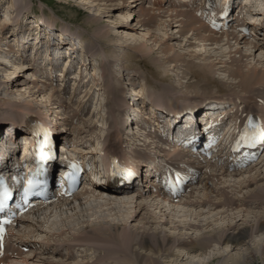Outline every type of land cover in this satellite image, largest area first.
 <instances>
[{
  "label": "bare ground",
  "instance_id": "6f19581e",
  "mask_svg": "<svg viewBox=\"0 0 264 264\" xmlns=\"http://www.w3.org/2000/svg\"><path fill=\"white\" fill-rule=\"evenodd\" d=\"M12 1L14 4L10 7L9 5H11ZM69 1L71 2V0ZM74 1L90 11L87 12L88 20L86 21V29L97 27L98 23L101 22L99 18L101 16L100 13L96 14L99 11L101 12L100 6L108 7L106 13H117V22L124 23V25L121 26L123 29L114 30L113 26V28H111L114 30L112 35L111 32H94L95 30L92 29V31L94 30L92 36H94L95 41L93 40L88 47H85L83 45V40L85 39L84 35L78 36L75 33L72 34L69 30L70 28L56 30L58 27L55 21H47V19L44 18L45 15L43 11L39 16H25L21 14L23 12L20 9L22 5L19 0H0V16L4 14V18L2 17V23L0 24V42L2 43L4 40H7L3 39L7 37L10 41L11 39L16 41L14 44V46L16 45L14 55L18 57V62H14L12 65V71H7L8 73L4 72L5 75L1 73L3 72L1 71L2 67L5 68L6 66L10 68L11 65L5 63L8 59L3 58L2 55L5 51L0 43V53H2L0 57V87L2 85V88H5V86L9 87V82L12 83L9 92L12 99H0V103H2L1 105L9 106L12 110H15L9 117L0 121V129L5 125L9 126V124H11V127H19V131H16V133L13 129L9 130L12 137L15 138V140H13L15 142L14 147L12 145L7 146L10 148L11 146L13 148L18 147V140L25 138L27 135L24 132L26 130L24 124L29 120V116L32 115L40 117L47 124H52L55 134L63 127V136L61 138L70 142V139L67 138L71 131L67 130L70 121H68L67 117H64L65 113H62V110L65 112L68 103L64 96H67V94L75 96L76 92L80 91L79 95L81 99L77 104L78 110L75 109L77 111L74 113V118L77 121H82V127L78 129V131H80L82 135L87 134V136H90V140L82 142V146H85L89 141L90 144L82 147L84 148L82 151L77 149L78 154L75 153L73 155L80 158H83V156L90 157L89 160L93 163V172L92 174L90 173L93 182L89 181L90 185L87 190H83L84 192L79 193L77 199L75 198V200L78 201V205H86L83 207L77 206L65 212L63 210H57L56 208H58V206H55L57 210V214H54L55 216H58L60 213L66 215L64 218H60L57 221H51V225H58V228H49L45 226L44 222L47 220L46 212H44L45 214L43 215L41 214V219L35 222L34 225H31L28 221L27 223L22 221V225H24V227H22L23 232L17 237L14 236V242L9 246V249H12L15 256L12 255L11 257H7L4 263L112 264V261H118L121 262V264H141L142 260H144L142 256H144L146 259L143 261V264H158L155 257L167 258L174 253H185L183 255H190L189 258L192 264H202L205 259L210 260L212 258L211 252L216 250L217 253L225 255L224 260L219 261L220 264H251L253 252L260 255L264 252V184H257L258 182L264 181V158L261 159L259 164L257 161L254 166L247 167L249 168L247 170H238L235 172V169H232L234 173H231L232 171H230L227 157L225 155L224 159L223 157H218L215 164L208 165L211 169L207 172H203L205 177L202 179L200 186L196 188L195 186L191 187L190 192L182 199H179L180 203L178 204L166 200L164 198V192L158 188L154 179L146 176L137 181L135 179L136 184L128 189L110 187L103 184V176L106 170H102V167L106 165V159L109 155H119L122 143L128 145L127 149L132 145H137L138 148L140 146L144 150V152H142V150L135 147L136 150H130L128 157L121 158L123 160L146 157L145 152H147V149H152V152H147L151 155L150 158L153 162L156 159L160 161L161 156L159 153L162 151H160L154 143H156L158 136L164 134V132H158V130L155 129L158 118L160 117L158 113L160 114L161 110L153 108L151 112H149V116H144L142 118V113L147 109V104L145 102L143 103L142 100L144 96L143 90L134 86L132 90H129L130 92L128 91L129 93L127 94L129 95L125 98V92L112 82L118 75V73L116 74L118 70L112 67L115 65V60L110 58L104 62V58H101V56L108 53L111 55L112 50L115 48L111 43L114 41L113 39H117L114 42L118 44L117 48H121L122 50L129 48L134 49L138 52L137 55L135 54L136 58L139 59V63L143 65H146L143 57H154L153 54H157L159 59H150L152 62L150 66L154 68L159 67L158 70L160 72H162L161 69H163L164 73H167L168 70L169 72L171 71L170 74L173 73L176 76L175 70L179 69L181 65H184V61H187L188 63L184 66H186V69L187 67L189 70L193 69L191 73H188L192 78H194V73H196L200 76L198 81L205 79L210 83L213 81H211L208 71L214 74L213 70H215L221 77L218 79L217 84L221 86L225 93L227 92L229 94L203 93L195 90L194 88L197 87V85L195 86L193 84H184L185 86H181V89H184V94H186V96L188 94L191 95L195 100H203V98L206 97L203 101L210 100L211 98L215 100H221L222 98L223 100L225 96L229 95L232 96L234 102L233 104H228L229 106L227 107L233 109L235 106L238 109L242 106V104L238 102L244 100L246 103L244 110L249 113L253 112L255 109V103L252 104L251 101L254 100L255 102L258 98H264V89H261V87L264 86V40L261 41L258 39V41H256L257 43L246 44L245 42H241L244 38H241V40L239 38L238 41L235 36L229 38L228 34L221 36L220 39L217 40L216 37L214 38L215 35L212 32L210 33V31H206L207 35L206 33L201 34L199 29L202 30L203 26L200 24L201 26L196 27L198 28L196 29L194 27L195 23L191 20L188 21L189 12L176 11L173 17L169 16L166 19H171L170 22L174 24L186 23L185 29L182 30L183 34L185 35L188 32H192V36L194 35L195 39L194 41L188 40L185 42L182 41V38L181 40L176 36L178 32L172 31L173 28L168 20L164 23L162 21L156 26L158 34H154L152 31L149 32V25L156 22L157 14L148 10H141L140 14L137 15L139 20L133 23L138 13H135L133 9H136L140 4L139 1L143 0ZM255 1L256 0H243L246 4L247 13H252L254 16L258 15L260 16L259 18H264V7L261 2H259V6L263 7L261 11L254 12L248 10V8H255ZM123 12H126V15L123 16ZM115 13L114 15L111 14L109 17L115 16ZM238 13L240 14V11ZM249 19V23H253L257 26L256 21L252 22L254 17ZM106 21L110 23L108 19H106ZM263 21L264 19L261 23ZM10 24H12V27H9ZM7 27L10 29L6 33L4 30ZM142 27L147 29L141 30ZM174 27H179V25H175ZM260 27L261 25L259 24L256 30ZM49 28L52 30L50 31ZM5 35H7V37H4ZM230 39L234 41V45H241L233 52V57H231L232 51L226 52L227 48H221L222 45L220 48L214 49H209V47L206 48L204 45V43H208L206 45L215 47L219 46L220 40H226L227 42L224 43L223 46L228 44V47L231 48L232 45L229 43ZM10 41H5L4 44H9ZM127 41L132 42L133 47L126 45ZM96 42L97 44H95ZM149 42L152 48L146 47V43ZM103 43L104 45H102ZM243 44L244 46H242ZM83 46L86 48L84 53L82 50ZM102 46H105V48L100 53L98 49ZM42 47L45 51L49 52V57H47L46 54L43 55ZM191 47L194 48L192 51L189 49ZM243 47H246V51L242 50ZM242 52L252 53L245 54ZM28 54H30L29 57H32L31 62L34 67L36 66V68H39L42 75L50 78L48 86H46L44 82L40 83L39 81V85L34 82L38 79L40 80V78L29 73L31 66L24 67L25 64L21 63V61H23L21 56L27 57ZM236 55H239L238 59L235 58ZM249 55H254L255 59L253 62H255V64L245 62L246 60L243 62V59H247ZM223 57L227 58L224 59ZM89 58L91 60H96V58H98L97 61L104 62L100 70L96 68L97 66L93 64V61H89ZM120 60L122 59L120 58ZM52 61L60 63L61 67L63 66V70L59 73L61 74L59 76L60 78L57 80L54 79L55 77H53L51 73L52 70H55L50 67ZM28 62L30 63V61ZM241 62L242 64H240ZM74 63L77 69L72 74V79L68 81L69 93H67V89L65 90V88L67 86L66 79L68 78L67 75L69 72L66 68L72 67L74 69ZM112 68L115 70L114 72ZM91 69L92 72L89 73ZM126 69V67L121 68L122 73L118 71L122 77L129 74V72H125ZM222 72L226 74L227 77L223 76ZM20 73L27 75L24 78L26 82L16 79L17 75ZM155 74L156 72L152 73L151 76L158 82H163L166 81L167 78H170L168 73L167 75L165 74L166 76L159 75V77H155ZM135 76L136 75L129 76L130 78L128 79L135 78ZM98 77L102 79L100 83ZM148 80L149 79L146 77L143 78L145 85L147 83L152 87L157 86V84H153ZM54 82L59 84V87L62 86V92H59V90L53 86ZM19 87L21 90L18 89ZM166 88L168 89V85ZM234 88L240 89V91L244 93L243 96H237L232 92V90L235 91ZM181 89L178 91L183 93ZM4 93L6 94L8 92ZM100 97H104L102 101L106 106L107 114L110 119L108 133L103 130L105 119L101 118L100 106L97 104L99 103L98 98ZM194 99H185L186 104L183 106L185 107L188 103L195 102L192 101ZM111 100H114L116 104L112 103ZM223 102L225 103L224 100ZM109 103L110 105L108 106ZM125 103L127 104V108L123 109ZM151 106L154 107L153 105ZM210 109H212L213 112H211L212 110ZM87 110L91 112L90 120L91 118L92 120L101 118V121L99 120L98 123L96 121L94 122L95 124L97 123L98 126L95 127V124L92 123L93 121L91 122L88 119L85 121L83 120V118L87 116ZM127 111L129 112L127 117L128 120L126 123H122L123 115ZM215 111H217V109L213 107L206 110L201 109L197 112V117L199 120L205 118L213 119L215 117L213 116ZM224 119H226L225 116ZM133 120H135L134 130L132 125ZM231 120L230 118L227 119L229 123L225 124L226 126L224 128L213 131L212 134L222 133V136H220L221 140L218 144V146L221 147L220 151L222 154L224 151H228V143L230 144L233 130L231 127ZM139 125H141V127H154V134H144V131L140 130ZM123 126L126 127L122 135L120 132ZM173 126L175 127V124L169 127L166 126V131L170 132ZM97 127L100 132L99 134L96 133L98 131H93L97 129ZM127 127H129L128 131L132 130V134L126 132ZM173 129L175 130V128ZM67 133L69 135H67ZM56 139H58L57 135ZM99 141L104 143H99L101 144L99 145ZM167 145L170 146V144ZM78 147L77 145V148ZM262 153V157H264V151ZM175 154L179 153L173 149L169 152V155L165 157L168 158L170 155ZM217 165H220L221 168H217ZM116 181L118 182V180ZM111 182L113 183V181ZM252 186L253 188L251 189ZM66 203L67 202L64 201V203H61V206ZM84 213L85 215H83ZM69 220L74 221L71 222ZM66 221H68V225L64 224ZM169 221L170 228H165L164 226L167 225ZM74 222L76 225L81 226L76 230H73L71 227L70 229L65 228V225L73 226ZM180 230H182L181 233ZM19 231L20 229L15 232L16 235L19 234ZM163 231L170 233L174 231L177 234L173 233L171 235H166L164 233L162 238L160 234ZM66 233L70 234L68 238L65 236ZM35 236L40 238V242L32 240ZM255 244H258V248L255 249L256 251H249L253 249L252 246L254 247ZM9 249L8 251H10ZM195 250L202 251V254L194 253ZM231 251L237 252V255L234 254L235 256H233V254H230Z\"/></svg>",
  "mask_w": 264,
  "mask_h": 264
},
{
  "label": "rangeland",
  "instance_id": "374dc122",
  "mask_svg": "<svg viewBox=\"0 0 264 264\" xmlns=\"http://www.w3.org/2000/svg\"><path fill=\"white\" fill-rule=\"evenodd\" d=\"M20 1V3H21V5H22V7L20 8L21 9V11L23 12V13H21V14H24L25 16H39V15H41L42 14V11H43V13H44V18L45 19H47V21H49V20H52V21H55V23H56V26L58 27L57 29L59 30V29H61V28H70L69 30L71 31V33L72 34H77L78 36H80V35H84L85 36V39L83 40V45L85 46V47H88L89 46V44H91L92 43V41L94 40L95 41V39H94V36H92V34L94 33V32H99V31H107L108 33H110L111 32V35H112V33L114 32V30H117V29H123V28H121V26L122 25H124V23H118L117 21H118V19H117V17H118V14L117 13H115V16H113V17H109V16H111V14H112V12H110V13H106L107 12V10H108V7H106V6H100V10H101V12L99 11L98 13H96V14H99L100 13V20H101V22L100 23H98V25H97V27H92V28H89V29H86V21L88 20V13L87 12H90L89 11V9H86V8H84L82 5H80L78 2H75L74 0H71V2L69 1V0H19ZM128 1V0H127ZM144 1L145 0H143V1H139V5L136 7V9H133V11L136 13V12H138L137 14H136V17H135V20L133 21V23H135V22H137L139 19H138V17H137V15H139L140 14V11L141 10H148V11H150V12H152V13H154V14H157V20H156V22H154V23H152V24H150L149 25V29H148V31L149 32H154V34H158V31H156L157 30V25L160 23V22H162L163 21V23L166 21V20H168L169 22H170V20L169 19H166L167 17H169V16H171V17H173L174 15H175V13H173V12H164V11H161V10H159V11H156V10H152V9H150L149 7H147L146 5H144ZM256 3H259V2H261L262 4H264V0L262 1V0H256L255 1ZM14 4V2L12 1V3H11V5H9L10 7L12 6ZM13 8V7H12ZM19 11V10H18ZM27 13V14H25V13ZM92 12V11H91ZM114 13L112 14V15H114ZM12 15V14H11ZM124 15H126V12H123V16ZM2 17L4 18V14L3 15H1L0 16V24L2 23ZM11 17H13V16H11ZM162 17H163V19H162ZM96 18H98V17H96ZM106 19H108L109 20V22L110 23H108L107 21H106ZM161 20V21H160ZM189 20H191L192 22H194L195 24V28L196 27H200L201 25H199V23H197V21H196V19L195 18H193V16L191 15V14H189V18H188V21ZM171 23V22H170ZM165 25H166V23H165ZM175 25H179V27H174ZM185 25H186V23L184 22L183 24L182 23H179V24H174L173 22L171 23V27L173 28V30L172 31H176V32H178L177 33V35L176 36H178V38H182L181 40L182 41H188V40H190V41H194V39H195V37H194V35L192 36V32H188L187 34H183V32H182V30H184L185 29ZM113 26H114V30L113 29H111V28H113ZM9 27H12V24H10V26ZM9 27H7V28H5V30H4V32H6L7 33V31L10 29ZM7 29V30H6ZM91 29V30H90ZM92 29H94L93 31H92ZM142 29H144V30H146L147 28H144V27H142L141 28V30ZM196 29H198V28H196ZM203 29V28H202ZM113 30V31H112ZM200 30V32H201V34L202 33H206V32H203V30H201V29H199ZM147 32V31H146ZM102 33V32H101ZM5 34V33H4ZM182 34V35H181ZM197 34H199V33H197ZM206 35H207V33H206ZM206 35H204V36H206ZM183 36H184V38H183ZM4 37H7V35H5ZM111 38H114V37H111ZM197 38H199V37H197ZM3 39H7V40H4L2 43H1V46L2 47H4V51L5 52H3V55H2V53H0V57H1V55L3 56V58L4 59H8V60H6V62L5 63H7V64H9V65H11V67L10 68H7L6 66H5V68L4 67H2L1 68V71H3V72H1V73H4V72H7V71H12L13 70V68H12V65L14 64V62L16 63V62H18V57H16L14 54V49L16 50V45L14 46V44L16 43V41H13L12 39H11V41L8 39V37L7 38H3ZM114 40V41H113ZM112 41V45H114L115 46V50L113 49L112 50V52H111V55H110V53H108V54H106V55H102L101 56V58H104V62L105 61H107L108 59H110V58H112L113 60H115V65H113L112 67L113 68H116L118 71H120L121 73H122V71H121V68H123V67H126L127 69H126V73H128L129 72V74H126L125 76H123L122 77V75L121 74H119V72L118 71H116V74L118 73V75L116 76V78L115 79H113L112 80V82H114L115 84H116V86H118L119 87V89H121V90H123V92H125V98H126V96L127 95H129V94H127V93H129L130 91L129 90H132L133 88H134V86L135 87H139V88H141L142 90H143V103L145 102H151V100H153L154 102H156L157 100H159V102H162L164 99L165 100H167L166 98L167 97H170L172 100H176L178 103H180L181 101H182V98H184L185 96H186V94H184L185 92H183V88L181 89V86L182 85H186V84H193V85H197V87H195L194 89L195 90H197V91H201V92H207V93H211V94H214V93H220V94H222V93H225L223 90H222V88H221V86L220 85H218L217 84V81H218V79H220L221 77H220V74L216 71L215 72V70H213L214 72V74H212L211 72H209L208 71V75H209V77H210V79H211V81H213V82H210V83H208L205 79H201L200 81H198V79L200 78V76L198 75V74H196V73H194V78H192L191 76H190V74H188V73H191L192 72V70H189L188 69V67H187V69L185 68L186 66H184V65H186V63H188L187 61H184L183 63H184V65H179L180 66V68L179 69H176L175 70V73H176V76H175V74H170L171 73V71L169 72L168 70H167V73H168V75H169V77L170 78H167L166 79V81H163V82H158L154 77H152L151 76V74L152 73H154V72H156V74L154 75L155 77H159V75H162V76H166L167 75V73L165 72H163V69H161V71L162 72H160L158 69H159V67H156V68H154L153 66H150L151 64H152V62L150 61V59H155V60H158L159 58V56L156 54H153V56L154 57H151V56H146V57H143V59H144V61H145V63H146V65H143L142 63H139V59H137L136 58V55L138 54V52L137 51H135L134 49H132V48H129V49H125V50H122L121 48L119 49V48H117V46H118V44L117 43H114L115 42V40H117V39H113ZM5 41L6 42H8V41H10V43L8 44H4L5 43ZM227 41L225 40V41H223L222 43H220L219 44V46H210V45H206V44H208V43H204V45H205V47L206 48H208L209 47V49H214V48H220V46L222 45V47L221 48H223V49H225V47L227 48L226 50V52H229V51H232V54H231V57H233L234 56V51L236 50V49H238V47H240L241 45H239V46H236V45H234L233 44V42L234 41H231V39L229 40V43H230V45H232V47L231 48H229L228 47V44H226V45H224L223 46V44L224 43H226ZM105 43V42H104ZM104 43L102 44V45H104ZM2 44H4V45H2ZM95 44H97V42L95 43ZM242 44V43H241ZM126 45H130V47L133 45L132 44V42H130V41H127V44ZM7 46H11V47H7ZM83 46V48H82V50H83V53H84V51H85V47ZM99 46V45H98ZM97 46V47H98ZM242 46H244V45H242ZM133 47V46H132ZM146 47L147 48H152L151 47V44H150V42L149 43H146ZM105 48V46H102L100 49H98V52H102V50ZM191 51L194 49L193 47H191V48H189ZM222 49V50H223ZM246 49V47H243V49L242 50H245ZM7 50H8V52H7ZM23 50V49H22ZM122 51H124V52H122ZM219 51H221V50H219ZM218 51V52H219ZM246 51V50H245ZM252 51H254V50H252ZM11 52V53H10ZM82 52V51H81ZM225 52V53H226ZM113 53V54H112ZM116 53V54H115ZM216 53V52H215ZM242 53H245V54H249L250 52H242ZM252 53V52H251ZM250 53V54H251ZM136 54V55H135ZM83 55V54H82ZM108 55V56H107ZM114 55V56H113ZM12 56H14V57H12ZM84 56V55H83ZM111 56H113V57H111ZM238 56L239 55H236V59H238ZM91 58V57H90ZM89 58V61L91 60ZM117 59V61H116V59ZM120 58L122 59V60H120ZM224 59H226L227 57H223ZM15 59V60H14ZM97 59L98 58H96V60H91V61H93V64L95 65V66H97L96 68L98 69L99 68V70H100V67H102V65H103V63H102V61L100 62V61H97ZM255 59V57H254V55H249V57L247 58V59H243V62H244V60H246L245 62H250L251 64H255V62H253V60ZM14 60V61H13ZM29 60V59H28ZM184 60V59H183ZM182 60V61H183ZM256 61V60H255ZM23 62H26V61H21V63H23ZM26 63H29V62H26ZM229 63V62H228ZM240 64H242V62L240 63ZM26 65V64H25ZM24 65V67H27V66H31V67H34V65L32 66V65H30V64H28V65H26L25 66ZM93 65V66H94ZM60 66V68H61V65H60V63H58V65H57V67H59ZM147 66H149V67H147ZM178 66V67H179ZM36 67V66H35ZM56 67V68H57ZM177 67V68H178ZM113 68H112V70H113ZM120 68V69H119ZM58 69V73H60V71H59V68H57ZM5 70V71H4ZM115 70H113V72H114ZM23 72V71H22ZM90 72H92V69L89 71V73ZM159 72V73H158ZM196 72V71H195ZM8 73V72H7ZM26 73V72H25ZM29 73H30V71H29ZM28 73V74H29ZM223 73V72H222ZM166 74V75H165ZM4 75H5V73H4ZM32 75V74H31ZM132 75H136L135 76V78H131L130 80L128 79V78H130L129 76H132ZM193 75V74H192ZM25 76H27L26 74H24V73H20L19 75H17V77H16V79H19V81H23V82H26V80L24 79L25 78ZM175 76V77H174ZM223 76H226L227 77V75L226 74H224L223 73ZM100 77V76H99ZM98 77V78H99ZM144 77H146V78H148L149 80L148 81H150L151 83H155V84H157V86L156 87H152L151 85H149V84H147L146 83V85L144 84V82H143V78ZM4 79V78H3ZM1 80V79H0ZM96 80V79H95ZM129 80V81H128ZM222 80V79H221ZM226 80V79H225ZM224 80V81H225ZM39 81H40V83L41 82H43L41 79L39 80H36V81H34V82H36V83H38V85H39ZM100 81H102V79H100L99 78V83H100ZM11 82H9V87H6L5 86V88H2V86L0 87V99H2V100H5V99H12V96H11V94L9 93L10 92V90H11ZM90 84V83H89ZM144 84V85H143ZM160 84V85H159ZM164 86H163V85ZM133 85V86H132ZM168 85V89L166 88V86ZM184 85V86H185ZM34 87V86H33ZM67 87H69L68 86V82H67V86H66V88H65V90L67 89V93H69V88H67ZM143 87V88H142ZM144 87H146V88H144ZM165 88V89H159V88ZM171 87V88H170ZM8 88V89H7ZM34 88H36V87H34ZM58 90H59V92H62V86H58V87H56ZM18 89H20V87L18 88ZM17 89V90H18ZM144 89H145V91H144ZM174 89V90H173ZM179 89H181V91L183 92V93H181L180 91H178ZM21 90V89H20ZM234 90L235 91H233L232 90V92H234L236 95H241L243 92H241L240 91V89H238V88H234ZM129 91V92H128ZM147 91V92H146ZM192 92H194L193 90H191ZM4 92H8V93H4ZM103 92V91H102ZM147 93V94H146ZM225 94H229V93H225ZM244 94V93H243ZM6 95V96H5ZM246 95V94H245ZM7 97V98H5V97ZM67 96H69V98H72V97H74V96H71L70 94H67ZM67 96L65 95L64 97H65V99H67ZM71 96V97H70ZM149 96V97H148ZM186 97H190V98H193L191 95H187ZM103 98L104 97H100V98H98V102L99 103H97L98 104V106H100L99 108H100V111H101V118H103V119H105L104 120V123H103V125H104V127H103V130L104 131H106L107 133H108V128H109V122H110V119H109V117H108V114H107V109H106V106H105V104H104V102L102 101L103 100ZM151 98V99H150ZM146 99V100H145ZM194 99V98H193ZM204 99H206V97H204L203 98V100ZM1 100V101H2ZM183 100H185V99H183ZM195 100V99H194ZM67 102H69V101H71L70 99L69 100H66ZM101 102V103H100ZM111 102L112 103H115L116 104V102L114 101V100H111ZM36 103V102H35ZM2 103H0V121L2 120V119H4V118H7V117H9V115H11V113L14 111L15 112V110H12L9 106H4V105H1ZM78 102L74 105V103H68L67 105H66V108H65V110L67 109V110H70V109H73L74 110V113L78 110L77 108H78ZM70 107H69V106ZM80 105H82V104H80ZM110 105V103L108 104V106ZM15 107V106H14ZM36 107V106H35ZM75 107V108H74ZM126 109L127 108V104L125 103V105L123 106V109ZM10 109H11V111H10ZM75 109H77V110H75ZM210 110H212V109H210ZM72 111V110H71ZM211 112H213V110L211 111ZM71 114V113H70ZM87 115V114H86ZM115 115H117V114H115ZM54 116V115H53ZM75 116V115H74ZM74 116L71 118V120H70V124H71V121H72V119L74 118ZM90 116V115H89ZM101 118H99V119H93L92 120V118H91V120L88 118V116H85L84 118H83V120L85 121V120H90L93 124H95L94 122L96 121L97 123H98V121L100 120L101 121ZM81 123H82V121H78V124H79V126L74 130L73 128V130L74 131H70V133H73V134H76V133H80V131H78V129H80L82 126H81ZM97 123L95 124V127L96 126H98L97 125ZM144 124V123H143ZM70 126V125H69ZM226 126V125H225ZM224 126V127H225ZM62 129H63V127H61ZM107 128V129H106ZM10 130V129H9ZM64 130V129H63ZM140 130H142L141 128H140ZM144 130V129H143ZM142 130V131H143ZM66 131V130H65ZM93 131H98V132H96V133H100L99 132V129H98V127H97V129H95V130H93ZM144 132H145V130H144ZM223 132V131H222ZM67 135H69L68 133H67ZM82 135V134H81ZM84 135V138H82V140L85 142V140H90V136L88 135L87 136V134H83ZM86 135V136H85ZM122 135H123V133H122ZM122 137H124V136H122ZM67 138H69V136H67ZM87 138V139H86ZM135 142V141H134ZM88 145L90 144V141H89V143H87ZM79 147H78V149L79 150H83L84 148H82L83 146H81V148H80V145H78ZM153 150L152 149H149V151L148 152H152ZM85 153V152H84ZM86 154V153H85ZM166 155H169V154H166ZM161 156V155H160ZM162 157V156H161ZM217 168H221L220 167V165H217ZM264 184V181L262 182H258L257 184ZM253 188V186L251 187V189ZM210 194V193H209ZM209 194H207V195H209ZM206 200H207V198H206ZM86 204H81V205H78V202L76 203V204H73V205H71V206H69V207H65V208H63V211L65 212L66 210H71L72 208H75V207H77V206H80V207H83V206H85ZM206 210V209H205ZM217 210H219V209H217ZM217 210H215V211H217ZM54 214H57V211L55 212H52V214L51 215H47V216H50L48 219H49V221L48 220H46V222H47V227H49V228H52V227H57L58 228V225H51V221H57V220H59L60 218H64L66 215L65 214H62V213H60L58 216H55ZM83 215H85V213L83 214ZM206 215V214H205ZM115 217V216H114ZM85 219H89V218H85ZM69 221H71V222H73L74 220H69ZM170 221L167 223V225H165L164 227L165 228H167V227H169L170 228ZM64 224H66V225H68V221H66V223H64ZM65 225V228H68V229H70V227L73 229V230H76V229H78L81 225H76L75 224V222H74V225L73 226H66ZM163 227V228H164ZM161 228V227H160ZM181 231L182 230H180V233H181ZM203 231V230H202ZM164 233L166 234V235H171V234H173V233H176V232H174L173 231V233H170V232H161V234H160V237H162L163 238V235H164ZM177 234V233H176ZM67 238L70 236V234H67L66 233V235H65ZM258 244H255V246L253 247L252 246V248L253 249H251V250H249V251H256L255 249L256 248H258V246H257ZM263 246H264V244H263ZM211 249H212V247H211ZM248 251V252H249ZM229 252V251H228ZM194 253H199V254H202V251H198V250H195L194 251ZM183 254H185V253H182V254H178V253H174V254H172L171 256H168L167 258H159V257H155V260L158 262V264H192L191 263V259L189 258V256L187 257V256H185V255H183ZM207 254H208V252H207ZM211 254H212V258L210 259V260H207V259H205L204 260V263H202V264H220V262L219 261H221V260H224V258H225V255H222L221 253H217V251L216 250H213V252H211ZM230 254H233V256H235V255H237V252H235V251H231V253ZM235 254V255H234ZM108 255H110V254H108ZM143 257V259L145 260L146 259V257H144V256H142ZM188 258V259H187ZM253 259H252V263L251 264H264V252H263V254L262 255H260V254H257V253H255V252H253V257H252ZM201 259V258H200ZM144 260H142V262H141V264H143V261ZM112 264H121V262H118V261H112L111 262ZM250 264V263H249Z\"/></svg>",
  "mask_w": 264,
  "mask_h": 264
},
{
  "label": "snow or ice",
  "instance_id": "6c2138e0",
  "mask_svg": "<svg viewBox=\"0 0 264 264\" xmlns=\"http://www.w3.org/2000/svg\"><path fill=\"white\" fill-rule=\"evenodd\" d=\"M4 223H7V221H4Z\"/></svg>",
  "mask_w": 264,
  "mask_h": 264
}]
</instances>
